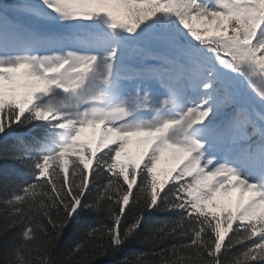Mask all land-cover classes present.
Segmentation results:
<instances>
[{
	"label": "snow or ice",
	"instance_id": "6c2138e0",
	"mask_svg": "<svg viewBox=\"0 0 264 264\" xmlns=\"http://www.w3.org/2000/svg\"><path fill=\"white\" fill-rule=\"evenodd\" d=\"M9 159L0 264H264V0L0 2Z\"/></svg>",
	"mask_w": 264,
	"mask_h": 264
},
{
	"label": "trees",
	"instance_id": "16d2710c",
	"mask_svg": "<svg viewBox=\"0 0 264 264\" xmlns=\"http://www.w3.org/2000/svg\"><path fill=\"white\" fill-rule=\"evenodd\" d=\"M0 2L11 3L14 2V0H0ZM22 168L23 166L20 165L19 162L13 161L11 159L0 161V170L7 169L10 178L14 180L23 179V176L20 175V170H22ZM82 238L86 237H84L83 233H81L78 229H76L74 226L69 228L65 233L63 240L61 241V248L59 250V253H63L73 243L80 242ZM142 238L143 237L141 235L137 239L128 241L125 247L120 251V253L100 258L97 264H121L122 259L125 256L132 257L141 253H149L153 249H151L148 245L141 243L140 241L142 240Z\"/></svg>",
	"mask_w": 264,
	"mask_h": 264
},
{
	"label": "rangeland",
	"instance_id": "374dc122",
	"mask_svg": "<svg viewBox=\"0 0 264 264\" xmlns=\"http://www.w3.org/2000/svg\"><path fill=\"white\" fill-rule=\"evenodd\" d=\"M87 131V136H86V138H90V136H91V129H89V130H86ZM135 145H133L132 146V149H133V151H135ZM161 167H163V168H166V167H168V163H162V165H161ZM231 196H232V198H233V200H234V198H235V191H233L232 193H231ZM225 202H227V201H225Z\"/></svg>",
	"mask_w": 264,
	"mask_h": 264
}]
</instances>
